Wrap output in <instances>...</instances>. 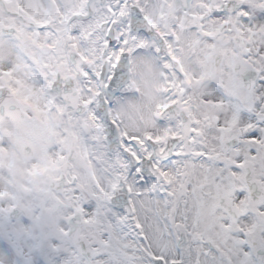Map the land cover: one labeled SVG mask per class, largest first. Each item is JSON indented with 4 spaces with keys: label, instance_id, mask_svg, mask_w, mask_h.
I'll return each mask as SVG.
<instances>
[{
    "label": "snow or ice",
    "instance_id": "obj_1",
    "mask_svg": "<svg viewBox=\"0 0 264 264\" xmlns=\"http://www.w3.org/2000/svg\"><path fill=\"white\" fill-rule=\"evenodd\" d=\"M0 264H264V0H0Z\"/></svg>",
    "mask_w": 264,
    "mask_h": 264
}]
</instances>
